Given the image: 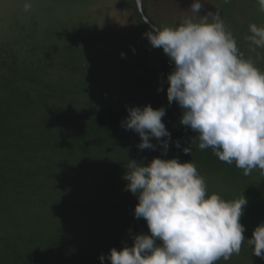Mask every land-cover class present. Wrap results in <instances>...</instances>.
<instances>
[{
	"label": "trees",
	"instance_id": "16d2710c",
	"mask_svg": "<svg viewBox=\"0 0 264 264\" xmlns=\"http://www.w3.org/2000/svg\"><path fill=\"white\" fill-rule=\"evenodd\" d=\"M101 1V10L103 3L112 5L111 0ZM126 5L138 17L113 31L110 38L119 42L117 47L108 46L104 33H98L89 45H95L88 48L90 56L75 60L74 68L79 66L88 78L73 82L71 90L46 84L51 91L39 89L32 95L25 81L40 80L29 74L27 63L0 60V68L13 70L10 77L0 73V264H102L101 255L103 264H111L107 257L113 247L132 246L135 235L150 234L146 220L135 218L138 198L126 190L123 176L130 160L147 165L155 157L192 161L205 178L208 195L234 200L243 194L248 203L240 222L246 239L238 255L215 264H264L247 243L264 222V171L244 175L235 162L220 161L211 148L201 150L197 133L180 123L183 109L176 102L169 105L168 99L158 102L166 109L162 120L171 133L166 153L154 137L150 142L155 149H139V134L122 126L128 108L150 104L156 109L150 98L157 82L168 83L174 69L162 48L152 49L145 35L150 24L137 1L127 0ZM129 38L138 41L122 45ZM102 70L108 79L99 78ZM84 85H102L101 93L111 90L107 103L89 112L71 105ZM50 100L56 107L53 117ZM185 147L191 152L186 154Z\"/></svg>",
	"mask_w": 264,
	"mask_h": 264
},
{
	"label": "clouds",
	"instance_id": "9594fccd",
	"mask_svg": "<svg viewBox=\"0 0 264 264\" xmlns=\"http://www.w3.org/2000/svg\"><path fill=\"white\" fill-rule=\"evenodd\" d=\"M258 3L264 11V0ZM202 7L194 0L190 10L198 19L185 17L178 27L150 24L145 34L174 64L167 76L169 105L176 102L183 109L180 123L197 133L201 150L211 148L244 175L264 171V71L244 57L220 14L201 15ZM31 8L26 0L24 10ZM250 32L251 44L264 48V27L252 24ZM128 113L122 126L139 134V149H155L150 142L154 137L166 153L171 140L162 120L166 109L149 104L130 107ZM126 169V190L138 198L135 218L146 220L150 234L135 235L132 246L113 247L107 257L111 264H215L240 253L246 239L240 218L248 203L243 194L234 200L208 195L197 166L178 157H155L147 165L130 160ZM247 243L264 259V222ZM100 260L103 264L105 256Z\"/></svg>",
	"mask_w": 264,
	"mask_h": 264
},
{
	"label": "rangeland",
	"instance_id": "374dc122",
	"mask_svg": "<svg viewBox=\"0 0 264 264\" xmlns=\"http://www.w3.org/2000/svg\"><path fill=\"white\" fill-rule=\"evenodd\" d=\"M143 1L144 13L151 22L149 24L178 27L185 17L199 18L190 10L194 0ZM25 2L26 0H0V60L6 61L8 65L15 58L21 65L27 63L29 74L40 80L39 83L29 79L25 81L24 87L29 89L32 95H37L39 89L51 91L50 88L45 87L46 84L59 91L71 90L70 86L73 82L80 83L79 80L84 78L79 66L77 69L74 68L77 67L75 60L87 55L88 50L95 46L93 44L89 48L91 42L98 38V33L100 35L104 33L102 40L106 41L108 46L117 47L119 42L111 41L110 38L113 31L126 27V20L130 24L131 18L135 15L138 17V13L126 5L127 0H111L109 1L111 6L103 3L104 10H101V0H30L32 8L29 11L24 10ZM200 2L203 3L200 14L218 12L226 28L233 34L244 57L252 59L255 65L264 71V48L252 45L248 39L252 35L250 25L264 27V11L261 10L258 0H228V2L200 0ZM135 28L140 29L138 26ZM130 40L127 43L123 41L122 45L131 46L132 40L136 39ZM138 46L140 48V43ZM89 56L88 54L87 57ZM100 58L99 56L96 60ZM0 73L1 76L10 77L13 70L4 67L0 68ZM98 75L100 79H108L104 70ZM87 78H84L85 81ZM90 83L92 84L91 79ZM157 85L159 86L150 98L151 101L149 100L156 109L160 108L159 101H167L169 84L160 81ZM161 86L163 91H158ZM109 87L111 88V85ZM102 88V85H94V88L84 85L83 90L77 92L78 97L77 94L73 96L77 101L71 105L84 107L82 109L84 112L92 111L98 105L103 106L107 103L108 93L111 90L101 93ZM110 95L113 96V93L111 92ZM50 101L52 115L56 107L53 100Z\"/></svg>",
	"mask_w": 264,
	"mask_h": 264
},
{
	"label": "water",
	"instance_id": "95a60500",
	"mask_svg": "<svg viewBox=\"0 0 264 264\" xmlns=\"http://www.w3.org/2000/svg\"><path fill=\"white\" fill-rule=\"evenodd\" d=\"M137 1V4H138V8H139V11L142 13L144 19L148 22V23H151L150 22V19L146 16V14L144 13V5H143V0H136Z\"/></svg>",
	"mask_w": 264,
	"mask_h": 264
}]
</instances>
